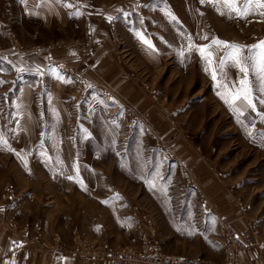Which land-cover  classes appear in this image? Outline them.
<instances>
[{
    "label": "rangeland",
    "instance_id": "374dc122",
    "mask_svg": "<svg viewBox=\"0 0 264 264\" xmlns=\"http://www.w3.org/2000/svg\"><path fill=\"white\" fill-rule=\"evenodd\" d=\"M214 39L256 45L264 40V16L254 10L244 19L229 18L200 0H0L5 264H23L22 251L45 249L53 238L55 247L67 248L76 260L75 235L100 250L122 248L126 241L137 245L131 234L134 206L153 220L163 253L222 262L220 241L200 239L209 216L211 225L218 222L213 210L196 217L218 198L210 201L201 190L229 182L231 196L223 202L228 215L251 202L254 196L237 194L236 181L239 167L253 163L238 164L237 157L246 161L264 149L251 136L246 139L252 116L239 115L236 101L225 103L241 87V79L231 87L225 77L251 75L258 50L245 47L250 57L245 73L227 58L228 49L212 44ZM205 45L208 59L197 51ZM24 84H29L26 97L18 99ZM259 84L264 98V83ZM215 155L224 158L219 178H197L193 171L199 175L202 164L212 167L204 161ZM195 158L200 166L187 163ZM256 169L262 174L264 163ZM189 203L196 207L188 212L190 223L175 228L180 222L171 213ZM21 236L27 245L10 252L9 242ZM100 263L111 264L84 262Z\"/></svg>",
    "mask_w": 264,
    "mask_h": 264
},
{
    "label": "crops",
    "instance_id": "0c3cea01",
    "mask_svg": "<svg viewBox=\"0 0 264 264\" xmlns=\"http://www.w3.org/2000/svg\"><path fill=\"white\" fill-rule=\"evenodd\" d=\"M31 2H33V0H31ZM46 16L44 17H49L51 18V14H44ZM27 16H33V14L31 15H27ZM36 17V16H35ZM15 42V40H14ZM46 51V49H44ZM213 50H211L212 52ZM258 55V52L255 51L253 53L252 56V60H253V64H256V57ZM213 60V59H212ZM17 60H14L13 63H16ZM18 64V63H17ZM15 66V64H13ZM40 65V64H39ZM49 65H53V63H48L47 65H45L44 67L42 65H40V67L43 69H46L47 66ZM23 67H26L24 65H22ZM18 68V65L15 66ZM23 72L27 73L28 70H23ZM24 74V73H23ZM264 76V75H263ZM29 77V76H27ZM239 77L242 78H238V76H234L231 72L227 74V76L225 77V82L229 83L230 86L232 87L233 84H235V82H238V79H241L239 81L242 80H246L249 81L250 85V95H251V99L253 104L255 105V110H252L251 108L248 107L247 102L243 101V100H236V104L238 105V107L240 108V111L238 112L235 108V110L237 111V113L242 112L243 115L241 116H252V123L251 126L248 129V136L246 137V139H250L249 137L251 136V140L252 143L258 147H262L264 149V136H261L263 139L261 141H258V137H260V135H258L259 133H264V103H261V101H264V98H261V91L260 88L258 86L259 83H264V78H262V76L260 75V72L257 70V67H253L252 69V74L251 75H241ZM263 79V80H262ZM121 83V82H119ZM29 84H24V85H20V89L18 91L17 94L18 95V99H20L21 97H26V89L29 87ZM260 85V84H259ZM263 92H264V88H263ZM264 97V95H263ZM261 99L260 101H256L257 99ZM17 99V101H18ZM251 131L252 135H249V132ZM3 137V131L0 125V139H2ZM1 143V142H0ZM196 159V158H195ZM223 156L221 155H215L212 157L207 158V160L204 161L205 164L210 165L212 167H208L205 165H201L202 168H204V171L202 170L201 173H199V175H197V170L193 171L194 174L197 176V178H209L210 182L213 180L215 182V179L219 178L220 175V169H222L221 167L218 166L219 163L223 162ZM200 162L201 159H196L195 161L192 160H188L187 163L191 164L195 163V164H199L200 166ZM264 163V154L262 155L261 153H257L254 152L252 155H250V157L245 161L244 158H241L240 156L237 157V163L238 164H249V163H253L250 166H245L242 168V170L238 169V178H237V185H238V189H237V194H244V195H252L254 196L252 198V201L249 202L248 200H245L243 203L240 204V206H238L236 208V211L232 212L228 215L229 211L227 210L226 205L223 204V202L227 201V198L229 196H231L230 191V183H218V185L216 184V186H209V188L207 189H203L201 191L205 192V194L207 196H209L208 198L210 199V201H215L214 198L215 196H217V201L213 204L210 205V208L213 210L212 215H214L215 217L217 216H223L226 217L231 224L233 225V227L237 230V231H241L244 228H248L250 225H254V228L257 230L258 235L255 238L256 241V245L254 247V249L249 252V253H242L240 255V264H264V199H256L257 195H264V171L262 172V174H259L257 172L256 169V165L258 163ZM213 164H216L215 166ZM192 167V166H191ZM231 169H226V172H231ZM259 170V168H258ZM228 173V175H229ZM259 175H263L261 178L258 177ZM246 180V181H245ZM241 181H243L241 183ZM149 193V192H147ZM154 194V192L152 193ZM166 210L169 212L172 210V208H169V205L167 206V203H164ZM208 205V204H207ZM193 206L192 204H183L182 207L179 209V207H177L175 210L176 212H172V218L173 219H177L179 220V226H176L175 228H180L181 229V225H185L188 226V224L190 223V219L192 217L191 215H188V212H193L196 210V207ZM199 210V209H198ZM197 210V211H198ZM201 210V209H200ZM173 211V210H172ZM180 212V213H179ZM187 212V213H184ZM205 214H202V216H204ZM197 216V214H196ZM211 216H209L207 218V223H209V226L207 227V229L205 230V232H203V234H200V239L202 241V243L205 244H210L213 241H220L219 238V224L218 222L214 225H211L210 222L212 221ZM132 227V226H131ZM132 232L131 234L136 237L137 241H135L137 243V245H134V241H124L125 243L123 245L126 246H122V248L125 247H135V248H139L140 247V243L138 241V236L137 233L131 229ZM3 230H0V259H2V262L0 264H5V260H7L9 256H6V253H4V247L5 244L4 242L6 241V236L4 235V233L2 232ZM122 234V238H126L125 233H121ZM180 234H184L181 232L180 230ZM5 236V237H4ZM160 242V240H158ZM55 240L53 238L52 244L48 245L46 244V248L43 250L42 248L38 247L35 250H24L22 251V254H19V260L22 263H27V264H37L38 262L40 264H84L83 263H79L78 260L74 259L73 256H71V254H69V250L64 247V250L61 248H58L57 246H54ZM221 243V242H220ZM63 246V243H61ZM56 245V244H55ZM221 245V244H220ZM63 248V247H62ZM118 249V248H117ZM16 255V254H15ZM167 255H178V256H183V255H179V254H167ZM187 258H199V257H195V256H184ZM16 259V256H15ZM201 259H207V258H201ZM211 260V259H209ZM90 261V260H88ZM103 262H109L106 260H102ZM13 264H15V260L13 262ZM102 264V263H100ZM105 264V263H103Z\"/></svg>",
    "mask_w": 264,
    "mask_h": 264
},
{
    "label": "built area",
    "instance_id": "2783aa9c",
    "mask_svg": "<svg viewBox=\"0 0 264 264\" xmlns=\"http://www.w3.org/2000/svg\"><path fill=\"white\" fill-rule=\"evenodd\" d=\"M201 201L203 202V199ZM202 210L204 211L203 214H209L212 209L208 207L206 210ZM132 216L135 218L133 230L137 233L140 243L139 248L125 247L100 250L86 239L75 235L73 243L76 245L75 250L78 260L81 262L106 260L111 264H240L239 255L250 252L253 249L255 238L258 234L253 224L248 228L237 231L226 217H218V231L223 260L220 263H216L209 259H194L163 253L160 242L155 237L153 220L143 214L138 206L132 208ZM196 217L201 220L202 214ZM10 228L14 230L15 225L11 224ZM35 231L39 236L40 228H36ZM125 232H129L127 227ZM9 244L10 252L15 253L27 245V241L25 236H21L13 238Z\"/></svg>",
    "mask_w": 264,
    "mask_h": 264
},
{
    "label": "snow or ice",
    "instance_id": "6c2138e0",
    "mask_svg": "<svg viewBox=\"0 0 264 264\" xmlns=\"http://www.w3.org/2000/svg\"><path fill=\"white\" fill-rule=\"evenodd\" d=\"M200 3L202 5L207 3L209 5L216 7V10L218 11L220 15L227 14L229 18L235 16L238 19H244L248 15L252 14L254 10L258 12L259 15L264 16V0H242V3H241V0H200ZM66 6L70 7L71 4L69 3ZM171 18L173 20L176 19L174 16H172ZM109 19H112V18L109 17ZM137 35L140 36V39L142 40L143 43H145L149 48H152L153 51L155 50L153 45L149 41L145 40L141 34L137 33ZM202 39H207V37L206 36L202 37ZM212 44L228 49L229 52H228L227 58L230 59L235 66L239 67L241 72H245V73L247 72V68L244 66V61H246L247 59H250V57L244 55L245 47L248 48L249 52L258 50V55L256 57L255 63H256L257 70L260 73L264 74V40L252 46L237 45L233 43L220 41L217 39H214L212 41ZM192 47L193 45L190 42L189 49H191ZM207 49H208V46L205 45L204 47H199L197 51L201 54L202 57H205L206 59H208L211 53L208 52ZM180 55L184 56L185 53L182 51L180 52ZM221 62L223 63V58ZM209 64H211L210 59H209ZM212 78L213 80L217 78L215 70H213ZM262 78H264V76H262ZM0 83H3V82L0 81ZM246 84H247V81L242 80L240 82V85H241L240 89L235 94L232 95L231 101H229L228 99H225V103H231L232 101H236V100H243L247 102V105L249 108H251L252 110H255V105L253 104L251 95H250V89L245 87ZM261 103H264V101H261ZM240 115H243V113L241 112ZM249 135H252V133H249ZM258 135L264 136V133H259ZM0 142H3L2 139H0ZM68 179H73V178L68 177ZM102 203H107V201H102Z\"/></svg>",
    "mask_w": 264,
    "mask_h": 264
}]
</instances>
